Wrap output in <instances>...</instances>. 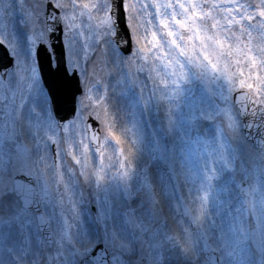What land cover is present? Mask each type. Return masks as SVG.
<instances>
[{
  "label": "snow or ice",
  "instance_id": "6c2138e0",
  "mask_svg": "<svg viewBox=\"0 0 264 264\" xmlns=\"http://www.w3.org/2000/svg\"><path fill=\"white\" fill-rule=\"evenodd\" d=\"M0 264H264V0H0Z\"/></svg>",
  "mask_w": 264,
  "mask_h": 264
}]
</instances>
